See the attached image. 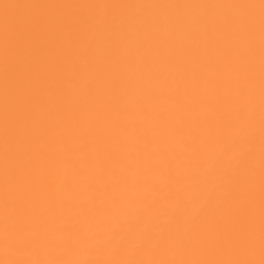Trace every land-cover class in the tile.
<instances>
[{
	"label": "snow or ice",
	"instance_id": "1",
	"mask_svg": "<svg viewBox=\"0 0 264 264\" xmlns=\"http://www.w3.org/2000/svg\"><path fill=\"white\" fill-rule=\"evenodd\" d=\"M0 264H264V0H0Z\"/></svg>",
	"mask_w": 264,
	"mask_h": 264
}]
</instances>
